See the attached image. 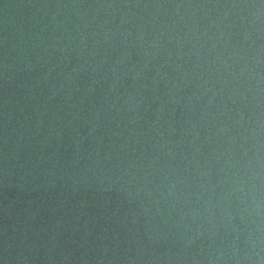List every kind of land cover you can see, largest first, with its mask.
I'll use <instances>...</instances> for the list:
<instances>
[{
	"label": "water",
	"instance_id": "1",
	"mask_svg": "<svg viewBox=\"0 0 264 264\" xmlns=\"http://www.w3.org/2000/svg\"><path fill=\"white\" fill-rule=\"evenodd\" d=\"M0 264H264V0H0Z\"/></svg>",
	"mask_w": 264,
	"mask_h": 264
}]
</instances>
